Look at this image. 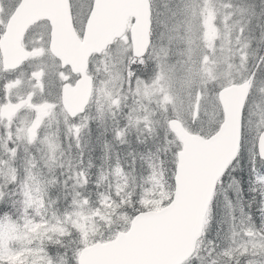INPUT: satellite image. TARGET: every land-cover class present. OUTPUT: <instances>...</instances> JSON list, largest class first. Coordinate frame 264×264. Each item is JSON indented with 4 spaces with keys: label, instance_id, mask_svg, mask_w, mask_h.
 Segmentation results:
<instances>
[{
    "label": "rangeland",
    "instance_id": "374dc122",
    "mask_svg": "<svg viewBox=\"0 0 264 264\" xmlns=\"http://www.w3.org/2000/svg\"><path fill=\"white\" fill-rule=\"evenodd\" d=\"M8 0H0V4H3ZM84 0H75L76 3H82ZM178 3H175V2ZM185 1L186 0H182ZM184 9V3L180 4L179 0H162V5L160 9L163 8L162 15L166 18L169 16L165 15L164 12H167L169 8L171 11L179 14V9ZM80 12L79 10H77ZM159 13V12H158ZM80 18L77 17V21L80 22ZM156 20L159 24V32L156 38L153 41V46L151 49V54L148 56V60H154L162 58L164 62V74L162 76V85L156 90L157 93L151 94L149 91L151 88L145 84H140L136 86L135 90H132L138 95V99H144L145 97L149 101L152 99V96H157L159 102L163 108H169L170 114H172L176 119L183 122L191 131L197 133H209L211 132L212 127L217 122L220 112L215 104V100L211 94L206 90L204 83V74L206 69L203 67L204 63H207V58L203 55V48L201 50V44L196 40L194 35L190 36L189 30L193 29L195 31L194 22L185 21L179 22V27L176 22L164 20L159 14L156 17ZM215 21V20H213ZM213 21L209 18L207 11H204L202 14L201 24L203 26V38L202 45L204 43L205 47H212L215 37L218 35L219 28L213 24ZM218 24H222L225 20H217ZM171 24V25H170ZM196 25H200L196 21ZM196 32V31H195ZM41 37V35H40ZM191 38H193V45L199 47V52L194 49L192 45ZM162 40L166 43L163 44ZM188 40V42H187ZM206 42V43H205ZM127 49V40L123 39L118 46L113 47L106 54H103L100 57L95 59L96 68H101L103 70L102 77H105V74L108 73L111 76L110 86L114 88V82L117 78L121 76L122 72L126 69V53ZM202 52V53H201ZM160 56V57H158ZM194 58V59H193ZM50 73L53 67L51 64H48ZM52 75H48L44 78V81L50 79ZM243 77H241L242 79ZM52 84H44L43 95L45 94L47 101L51 94ZM40 96V95H39ZM104 98V94L101 96ZM180 97H183L184 103L180 105L177 101ZM96 102H94L95 104ZM55 108H49L50 117L46 122L43 123L46 127H49L56 131L57 140L56 142H51L47 153L45 154L44 160L50 165L51 161L57 157L58 151L61 149L69 148L70 146L64 145L61 140L72 139L73 127L65 117L58 116L54 110ZM249 112L252 113L251 121L249 124ZM264 116L262 114L261 103L258 98L252 99L249 103V110L247 112V125H246V155L250 159L251 151L253 146V139L256 136L257 125L262 129L264 124H261L260 117ZM49 129L46 128L45 134L48 136ZM100 129L95 127L94 131L88 136L85 140V144L88 145V154L83 159L86 160V163H90L91 159L88 158L90 154L94 156H100L101 152L98 150L102 149V141L98 134ZM104 139H108L107 137ZM134 149L135 151L131 150ZM114 150L118 153H126L127 150L124 146H114ZM128 153L132 155L134 160H140L146 158L139 148H130ZM92 158V159H93ZM249 163L250 161L246 159ZM23 156L21 162H23ZM57 161V160H56ZM163 161L166 163H171V158L166 154ZM99 162V160H98ZM9 167V166H8ZM10 169V168H9ZM28 169V166H25V170ZM50 179V178H49ZM47 180V184L49 183ZM231 180V179H230ZM244 182V181H243ZM248 182V181H247ZM248 185L246 182L243 183L245 186ZM10 187L13 191L9 192L10 194H15L20 192V195L23 199L21 203L20 198L16 201L15 206L18 207V204L21 203V206H27L28 209L31 208L33 211L38 213L42 212L43 209L40 208L39 202L36 199V195L40 193L36 191H31L27 196V191L22 187L21 183H15L11 180H5L4 188ZM115 191L120 192L121 187L119 185L115 186ZM220 192L222 196L218 199V217L226 225L225 234H216L214 236L206 237L203 240V246H201V252L205 254H198L194 261L189 264H211L212 260H217L218 264H223V257L217 256L215 253L212 256L208 255L209 249L212 247L210 242H213L219 247L216 248V252L227 248L231 241V221L229 220L230 216V205L232 209L236 210L237 223L239 217V205L241 202H244L242 195H240L239 189L236 188L235 191L232 189V182L229 181L227 184L220 187ZM23 193V194H21ZM236 193V194H235ZM145 201L151 202V195L144 196ZM108 206V201L105 200L100 205L94 207L91 206V203H82L78 205L73 210L66 211L70 213L71 216H65V213L60 215H50L48 218V227L45 228L44 223L40 220L38 221H28L25 223H18L9 225V230L4 237H2V243L5 245L9 253L15 252L18 257L23 256L26 259L27 264H41L45 257L48 258V264H68L66 258L59 254H51L43 248L45 255H41V244L42 243H54L53 241H60V237L69 236L70 238L66 239V242L69 244L77 246L87 247L91 243L105 242L111 239L117 229H111L110 223L112 221L111 213L107 215L105 208ZM118 216L120 213H117ZM58 217L59 220L65 221L64 223H58L55 219ZM41 218V217H40ZM121 218L127 219V216L122 215ZM220 221V225H222ZM129 222V221H128ZM120 225V230L125 229L126 223ZM30 225V227H29ZM13 229L24 233L27 229V235L29 237L34 236L37 232L41 233V237L32 239L31 243H28L26 240H17L13 237ZM218 229V228H217ZM216 229V230H217ZM244 241L237 238V243H243ZM73 247V246H72ZM54 251V249H52ZM253 257V256H252ZM257 258V257H255ZM257 260V259H256ZM23 264V261L21 262ZM241 264H244L243 260Z\"/></svg>",
    "mask_w": 264,
    "mask_h": 264
},
{
    "label": "water",
    "instance_id": "95a60500",
    "mask_svg": "<svg viewBox=\"0 0 264 264\" xmlns=\"http://www.w3.org/2000/svg\"><path fill=\"white\" fill-rule=\"evenodd\" d=\"M23 4L29 12L36 10L30 16L49 19L56 26L61 23V30L72 36L70 17H66L67 0H24ZM149 16L147 0H94L83 41L79 44L73 38L74 55L67 63L76 71L85 69L92 52L100 51L113 37L122 34L127 17L135 18L130 30L133 54L142 55L149 43ZM247 94V83L218 93L224 122L208 142L196 141L176 129L183 149L178 154L172 202L158 212L137 215L129 229L113 240L83 249L78 264H181L190 256L216 182L235 159L240 143L241 107ZM257 148L264 153V135L258 138Z\"/></svg>",
    "mask_w": 264,
    "mask_h": 264
},
{
    "label": "trees",
    "instance_id": "16d2710c",
    "mask_svg": "<svg viewBox=\"0 0 264 264\" xmlns=\"http://www.w3.org/2000/svg\"><path fill=\"white\" fill-rule=\"evenodd\" d=\"M152 7L158 9L159 14L166 21H178L181 17H183L186 13H190V11H194L198 8L199 3L197 0H188L189 6L188 8L184 4V9H179V14H174L169 8L167 12H164L165 15L169 16V18L162 15L163 8L160 9L162 5V0H151ZM175 3H178L177 1ZM218 5L220 9L226 6V13H230L233 15L230 24H233V34H231L229 40V53L227 54L226 63H224V67L229 68L232 57L235 59V67L237 73H239V69L242 63H245L246 66L252 68L255 61L264 56V0H215V4ZM180 4H183L180 2ZM191 11V12H192ZM171 25V24H170ZM246 51L250 55V59H241V56L246 53ZM257 59V60H256ZM256 83L259 85L264 83V63H260L258 69L256 71ZM95 128L92 129V132ZM91 132V133H92ZM130 132L119 133V128L108 130L107 133L100 132L98 134L100 138V142L102 141V149L98 150L101 152L100 156H94L91 153L88 156L91 159L90 163H86V160L83 158L88 154V145L85 144V140L88 136L84 137V145L81 150H73V164L77 172V176L73 177V173L71 169H68L66 172H55L54 179H49V187L47 191L44 193L42 198L40 199V208L43 209L42 212H34L32 216L34 218L40 219L38 216L49 217L51 213H61L63 210L71 207V203L74 201V196L78 193H83V196H86L88 193H93L96 189H101L103 184L106 181L109 183L115 184L114 171L117 168L124 167L125 175L120 178V181L125 185V191H128L130 196L129 202H123L120 209H116L117 212L121 213L119 217L113 216L112 221L110 223L111 229L119 228L120 225L124 224L127 220L121 218L122 215L131 218L135 214L146 211L148 209H155L161 205H165L171 198L173 191V161L171 163L164 162L163 159L166 157L165 152L161 150H157L153 156V166L152 169L154 171H160L162 168L167 170V173L163 172V175L160 173L157 177L151 180H145L141 178L140 173L137 169L136 162L132 155L128 153L130 148H139L144 153L143 144H137L134 139L129 142L128 145L123 144V139H128V134ZM108 139H104V138ZM114 146H124L127 150L126 153H118L114 150ZM135 151L134 149H131ZM93 158V159H92ZM99 160V162H98ZM228 175V174H227ZM227 175L223 178V181L227 177ZM240 182L247 180L248 174L246 171L241 173L237 172L235 174ZM252 181L249 180V184ZM154 187V193L163 192L158 200L153 204H148L142 201L143 192L146 191V188ZM242 199L246 205L251 201L252 202V210L255 212L259 206V195L260 193H264L263 187H248L242 186ZM143 193V194H142ZM107 194L113 199L111 196V190H108ZM127 196V197H128ZM20 198L21 203L23 199L21 195L9 194L6 195L0 203H3L4 206L8 210V214H0V220L5 216H14L12 212L13 209H17L21 206V203L18 204V207L15 206L16 201ZM127 199V198H126ZM159 203V204H158ZM113 204V203H112ZM50 207V211L48 210ZM210 228H212V224L209 222ZM219 227V224L217 225ZM217 229V228H216ZM217 231V230H216ZM1 233V232H0ZM60 246L56 245L55 247H51L55 249L56 252L63 254ZM67 250L68 248L65 247ZM80 248V246H78ZM72 248L69 256L67 257L68 264H75V253L73 255Z\"/></svg>",
    "mask_w": 264,
    "mask_h": 264
},
{
    "label": "snow or ice",
    "instance_id": "6c2138e0",
    "mask_svg": "<svg viewBox=\"0 0 264 264\" xmlns=\"http://www.w3.org/2000/svg\"><path fill=\"white\" fill-rule=\"evenodd\" d=\"M260 62L264 63V56L260 57ZM135 76V74H132ZM247 83L248 94L245 96V104L241 107V119L243 128V113L244 108L247 106L248 99L252 95V90L256 86V78L255 73H250L243 78L241 84ZM131 83V80H130ZM223 87V86H221ZM180 105H183L184 99L180 97L177 101ZM252 113L249 112V124L251 121ZM261 124H264V116L260 117ZM261 135H264V129H262L259 125H257L256 137L254 139H258ZM255 148V144H253ZM237 155H242V152L238 151ZM257 159L264 161V153L252 152L250 159V167L253 171H255ZM261 184H264V179L260 181ZM23 194V193H21ZM3 200V192H0V201ZM257 211L260 213H264V193H260L259 201H258ZM211 207V203L209 204V208ZM230 216L229 220L231 221V241L227 248L221 250L220 252H216V248L219 247L215 245L213 242L212 247L209 249L208 255L212 256L215 253L217 256L223 257V264H241L243 260L244 264H264V217L261 219H257L256 213L252 210V202L250 201L247 206L243 204V202L239 205V217L237 223L236 210L231 208L230 205ZM0 214L7 215L8 210L4 206L3 203H0ZM66 218L70 217V213H65ZM41 222L44 223L45 228L48 227V220L46 215L41 216ZM58 223H64L65 221L59 220L58 217H55ZM30 227V225H29ZM4 223L0 220V232H3ZM13 237L17 240H26L28 243H31L32 239H36L41 237V233L37 232L34 236L29 237L27 235V229H25L24 233L13 229ZM237 238L244 241L243 243H237ZM42 239V237H41ZM41 255H45L43 252V244H41ZM249 256L257 257V260H249ZM27 264L26 259L23 256L18 257L15 252L9 253L6 249L5 245L2 243V238H0V264ZM41 264H48V258L45 257V260L41 262ZM211 264H218L217 260L213 259Z\"/></svg>",
    "mask_w": 264,
    "mask_h": 264
}]
</instances>
